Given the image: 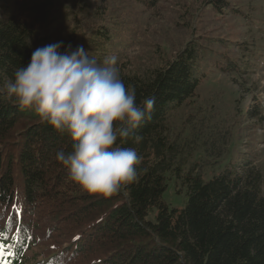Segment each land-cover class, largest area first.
Returning a JSON list of instances; mask_svg holds the SVG:
<instances>
[{
  "label": "trees",
  "instance_id": "obj_1",
  "mask_svg": "<svg viewBox=\"0 0 264 264\" xmlns=\"http://www.w3.org/2000/svg\"><path fill=\"white\" fill-rule=\"evenodd\" d=\"M108 1L0 0V85L30 62L41 33L59 22L57 42L83 45L101 63L117 56L137 103L155 100L151 119L116 142L142 158L137 179L103 197L82 191L55 159L58 151H71L66 134L0 97V264H264V166L255 163L254 140L243 143L242 156L231 153L232 144L214 142L198 152V135L175 132L169 121L209 74L258 65L259 3L239 10L229 0H189L184 13L208 20L230 11L246 34H194L174 57L152 62L139 52L138 8L152 11L161 0ZM171 178L185 188L183 209L162 202ZM153 208L155 223L147 220Z\"/></svg>",
  "mask_w": 264,
  "mask_h": 264
},
{
  "label": "clouds",
  "instance_id": "obj_2",
  "mask_svg": "<svg viewBox=\"0 0 264 264\" xmlns=\"http://www.w3.org/2000/svg\"><path fill=\"white\" fill-rule=\"evenodd\" d=\"M117 63L115 55L101 63L83 45L73 49L59 41L36 48L14 79L0 85L7 103L34 111L42 123L70 138L71 151L60 150L55 159L82 191L103 197L137 179L142 158L116 142L151 119L155 105L154 98L137 103L136 89L125 86ZM141 140L135 135L136 143Z\"/></svg>",
  "mask_w": 264,
  "mask_h": 264
},
{
  "label": "rangeland",
  "instance_id": "obj_3",
  "mask_svg": "<svg viewBox=\"0 0 264 264\" xmlns=\"http://www.w3.org/2000/svg\"><path fill=\"white\" fill-rule=\"evenodd\" d=\"M229 1L239 10H248L250 6L259 3L257 10L264 12V0ZM188 2L189 0H161L156 8L146 13L138 8V26L144 36L140 41L139 52L145 60L154 62L159 61L160 56L174 57L194 34H207L209 31L217 34L221 29H224L222 32L231 29L234 35L246 34L244 22L232 12L227 11L225 14L209 17L208 20L198 12L192 17L183 11ZM108 3L112 5L113 1ZM58 23L41 33V38L44 39L39 42L38 47L57 42L53 35L61 29ZM72 26L70 25L71 28ZM191 28H194L193 31H190ZM63 32L67 33L68 27ZM253 33L264 38V25L254 29ZM256 62L258 65H253L245 73H211L203 79L193 97L171 113L169 121L174 131H182L184 135L193 131L198 135V152H204L214 142L216 146L224 148H229L232 144L230 151L237 156L248 152L243 143L252 138V151L257 154L255 163L264 166V52L259 53ZM239 138L244 141L240 142ZM209 151L210 149L207 150ZM206 155L204 153L203 157ZM203 157L200 163L206 161ZM196 159L197 153L188 156L190 163ZM209 170L208 167L202 169L203 172ZM166 184L162 202L169 208L183 209L186 204L185 188L177 184L174 178L167 180ZM156 212V208L151 209L147 220L157 222Z\"/></svg>",
  "mask_w": 264,
  "mask_h": 264
}]
</instances>
